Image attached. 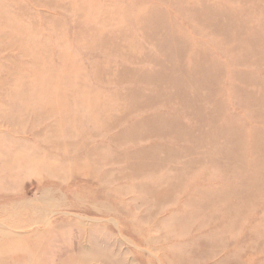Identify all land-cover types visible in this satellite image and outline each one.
<instances>
[{"label": "rangeland", "instance_id": "1", "mask_svg": "<svg viewBox=\"0 0 264 264\" xmlns=\"http://www.w3.org/2000/svg\"><path fill=\"white\" fill-rule=\"evenodd\" d=\"M224 164L264 189V0H0V264H264L171 215Z\"/></svg>", "mask_w": 264, "mask_h": 264}, {"label": "bare ground", "instance_id": "2", "mask_svg": "<svg viewBox=\"0 0 264 264\" xmlns=\"http://www.w3.org/2000/svg\"><path fill=\"white\" fill-rule=\"evenodd\" d=\"M165 161L166 160H164L163 162H165ZM170 161H171V163H165V164L161 163V164L174 168L175 176L173 173L171 174V177H173V182H171V184H170L172 186L171 189H173V191H174V186L178 182V180H176V179L179 178L182 174L186 173L188 166L184 163H180V156L179 155L175 159L170 160ZM158 167L159 166H157V168ZM140 168L141 167L139 166V168H137L136 170H132L134 172H132L130 170V173H132V174L134 173L132 175V177L134 176L135 179H138L142 176L147 175L143 171V169H140ZM224 168H225V164H224ZM236 168H238L236 166V164L235 165L232 164V167L228 166V168H225L226 174L230 175V181L224 180V182L222 181V183L217 182L216 186L214 188H210V189L204 190V191L201 189H195L193 192L196 195V198H198L200 195H202L200 200H193L191 196H187L186 199H183L181 201L178 200L179 204L177 206H179L181 208V209H179L180 210L179 212L183 213L181 216L178 217V214L175 212L171 213L172 216L175 214V222L181 228H187L188 229V228L192 227L193 224H196L198 230H200L201 228H205L206 231H204V232L200 231L199 233H201V234L204 233L205 243L207 244L208 248H210V250L214 249V250L218 251L220 248H222V246L225 244V239H226L225 237L232 238V236H233L232 239L234 241H230V242H232V245H234V246H236V244L241 243V241H237L235 239V238L241 237V235L238 234L241 231H244V233L247 231L251 235L254 234V236H252V237H250V239H248V241H247L248 246L255 244L256 243L255 239L256 240H261V239L264 240V231L262 229H260V228H264V219L259 221V223L257 221V224L255 225L254 221L256 220V216L252 214L253 212H250L247 217L245 216L247 213L246 209L250 205V203L255 199L256 193L259 194L262 191H264V189L259 190L263 186L249 185V186L243 188L241 190V192H239V189H237V186L240 187L244 180L241 177L239 179L236 178ZM186 177H187V179L184 180L185 182L183 183L182 180H180L181 185L177 187L178 188L177 193L179 195L181 193V195H180L181 197L183 195H185L186 190L189 189L188 188L189 182L191 180L192 181L194 180L193 183H195L197 180V177L196 176L193 177V175L192 176H186ZM203 178L204 177H201L200 180L202 181ZM103 180L107 181L110 179L104 178ZM162 181L163 182H169V181H171V179H170L169 175H167L166 177H163ZM148 182H150V181H143L142 180V181L138 182V184L133 185V188L135 189V191H137L136 193L138 194V196L139 195L143 196V197L148 196L149 190H151V188L154 187V184H151ZM246 190H248L250 196H248V194L246 193ZM243 191H245L244 195L241 194ZM218 194L222 198H215L214 197ZM228 198L230 200L238 198L240 205H237V207H236V205L232 204L230 201H227ZM190 209H191V211H190ZM196 220H198L199 223L196 222ZM261 250H262V248H261ZM242 255H243V251L236 247L231 252V254L229 256H231V257L233 256L238 261L239 257H241ZM158 258H159L161 264H167L168 263V257L167 256H165V258L159 256ZM221 259L225 260V259H227V257L224 256ZM238 262H240V260ZM252 262H253V260L250 262V264H253Z\"/></svg>", "mask_w": 264, "mask_h": 264}]
</instances>
